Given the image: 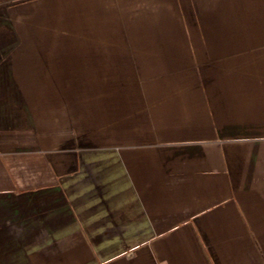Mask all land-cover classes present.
Here are the masks:
<instances>
[{"label": "crops", "instance_id": "1", "mask_svg": "<svg viewBox=\"0 0 264 264\" xmlns=\"http://www.w3.org/2000/svg\"><path fill=\"white\" fill-rule=\"evenodd\" d=\"M0 264H264V0H0Z\"/></svg>", "mask_w": 264, "mask_h": 264}]
</instances>
